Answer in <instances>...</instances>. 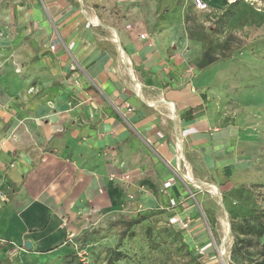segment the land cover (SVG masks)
<instances>
[{
    "label": "crops",
    "instance_id": "1",
    "mask_svg": "<svg viewBox=\"0 0 264 264\" xmlns=\"http://www.w3.org/2000/svg\"><path fill=\"white\" fill-rule=\"evenodd\" d=\"M189 2L0 1V264H65L97 223L152 213L209 249L185 182L239 176L256 129L209 115L200 90L238 39L264 56V23L211 9L210 34Z\"/></svg>",
    "mask_w": 264,
    "mask_h": 264
},
{
    "label": "rangeland",
    "instance_id": "2",
    "mask_svg": "<svg viewBox=\"0 0 264 264\" xmlns=\"http://www.w3.org/2000/svg\"><path fill=\"white\" fill-rule=\"evenodd\" d=\"M207 2L218 22L222 18L226 20L232 13L234 24L250 9L248 25L243 28L255 34L260 24L264 23V0ZM258 14L262 15V21L256 17ZM187 16L200 18L210 34L218 31L210 17L197 11L190 2ZM0 35L3 36V33ZM242 42L239 39L236 41L238 56L223 59L208 71L206 84L200 90V94L206 95L209 115H220L234 123L253 121L256 129L249 135L253 140L243 144L249 158L245 157L248 158L247 166L239 176L207 177L191 188L196 196L200 191V203L191 197L200 207L209 249L202 250L201 244L200 250L192 246L182 234V230L186 229L182 224L178 229L169 218L159 216L136 224L133 229L137 234L132 235L130 230L123 236L125 227L117 222L130 218L121 217L97 223L79 236L81 254L77 253L76 264H106L114 251L121 253L116 264H184L193 252L201 255L206 264H252L255 259L263 257L264 237L252 238V246L236 251V236L232 231V220L240 223L244 217L264 209V56H247ZM225 54L221 53V56ZM213 185L218 187L220 196L214 192Z\"/></svg>",
    "mask_w": 264,
    "mask_h": 264
},
{
    "label": "trees",
    "instance_id": "3",
    "mask_svg": "<svg viewBox=\"0 0 264 264\" xmlns=\"http://www.w3.org/2000/svg\"><path fill=\"white\" fill-rule=\"evenodd\" d=\"M220 59L222 60L223 57ZM218 60L219 57L211 56V48H209L204 54L202 60L200 61L199 66L201 69H204ZM156 217H157V213L143 214L136 218H130L128 220H119L117 224L118 223L122 224L125 227L123 236L127 234L130 230H132V235H134L137 234V232L134 231L133 229L136 224H141L146 220H150ZM232 231L236 236V241H235L236 246L234 250L240 251L245 246H252L253 244L252 238L260 239L264 237V209L261 210L260 212H255L249 216L244 217L243 221L240 223L232 220ZM242 235L251 236V237L250 238L242 237ZM120 255L121 253H119L118 251H114L112 257L109 258L106 264H116V262L119 260ZM76 258H77V252H74L70 255V257L68 258L65 264H74ZM184 264H206V262L203 260V257L201 255H197L195 252H193L189 261L185 262ZM252 264H264V250H263V257L255 259Z\"/></svg>",
    "mask_w": 264,
    "mask_h": 264
},
{
    "label": "built area",
    "instance_id": "4",
    "mask_svg": "<svg viewBox=\"0 0 264 264\" xmlns=\"http://www.w3.org/2000/svg\"><path fill=\"white\" fill-rule=\"evenodd\" d=\"M193 3H194V6H195V8L197 9V10H199V11H202V12H211V8H210V5H209V3L207 2V1H205V0H193ZM210 19H211V23L213 24V23H215L216 22V19H215V17L212 15L211 17H210ZM52 48H54V45H52ZM78 67V63L76 62V61H73V64H72V68L73 69H76ZM125 178L126 179H128L129 178V176L128 175H125ZM186 181V180H185ZM184 181V182H185ZM188 181L189 182H185V186L187 187V190H188V192H189V194H190V196H192V197H196V192L194 191V190H192L191 188L193 187L194 188V186L197 184H195L191 179H188ZM191 181V182H190ZM195 184V185H194ZM198 185V184H197ZM196 185V186H197ZM200 188V187H199ZM182 226L184 227V228H188V226H189V223L188 222H184V223H182ZM73 236L74 235H72L71 234V237L73 238ZM80 247L78 246L77 247V250H76V252L77 253H79V254H81V252H80Z\"/></svg>",
    "mask_w": 264,
    "mask_h": 264
},
{
    "label": "bare ground",
    "instance_id": "5",
    "mask_svg": "<svg viewBox=\"0 0 264 264\" xmlns=\"http://www.w3.org/2000/svg\"><path fill=\"white\" fill-rule=\"evenodd\" d=\"M212 187H213L214 192H216V194H217V193L219 194L218 188L215 187V186H212ZM229 228H230V227H229ZM228 233H229V232H228Z\"/></svg>",
    "mask_w": 264,
    "mask_h": 264
},
{
    "label": "water",
    "instance_id": "6",
    "mask_svg": "<svg viewBox=\"0 0 264 264\" xmlns=\"http://www.w3.org/2000/svg\"><path fill=\"white\" fill-rule=\"evenodd\" d=\"M218 195L220 196V193H219ZM26 246H28L29 248H31V247H32V245H31L30 241H27V242H26Z\"/></svg>",
    "mask_w": 264,
    "mask_h": 264
}]
</instances>
